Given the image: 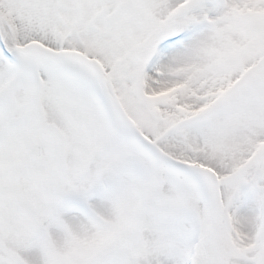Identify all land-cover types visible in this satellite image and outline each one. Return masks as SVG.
Instances as JSON below:
<instances>
[{"label": "snow or ice", "instance_id": "snow-or-ice-1", "mask_svg": "<svg viewBox=\"0 0 264 264\" xmlns=\"http://www.w3.org/2000/svg\"><path fill=\"white\" fill-rule=\"evenodd\" d=\"M0 264H264V0H0Z\"/></svg>", "mask_w": 264, "mask_h": 264}]
</instances>
